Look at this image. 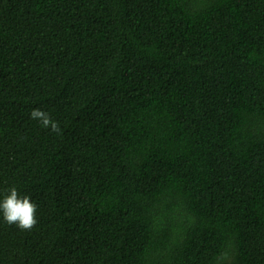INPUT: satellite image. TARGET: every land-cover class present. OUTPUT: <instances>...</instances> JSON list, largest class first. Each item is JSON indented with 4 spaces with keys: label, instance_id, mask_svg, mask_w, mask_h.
Wrapping results in <instances>:
<instances>
[{
    "label": "trees",
    "instance_id": "obj_1",
    "mask_svg": "<svg viewBox=\"0 0 264 264\" xmlns=\"http://www.w3.org/2000/svg\"><path fill=\"white\" fill-rule=\"evenodd\" d=\"M13 187L0 264H264V0H0Z\"/></svg>",
    "mask_w": 264,
    "mask_h": 264
},
{
    "label": "clouds",
    "instance_id": "obj_2",
    "mask_svg": "<svg viewBox=\"0 0 264 264\" xmlns=\"http://www.w3.org/2000/svg\"><path fill=\"white\" fill-rule=\"evenodd\" d=\"M30 118L40 122L42 127L52 132H59L58 122L53 121L49 114L40 110L33 109ZM37 206L31 202L30 197L20 196L15 187L10 189L9 193L0 201V212L3 214V220L8 225H15L20 230H31L36 220Z\"/></svg>",
    "mask_w": 264,
    "mask_h": 264
}]
</instances>
